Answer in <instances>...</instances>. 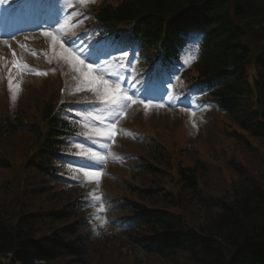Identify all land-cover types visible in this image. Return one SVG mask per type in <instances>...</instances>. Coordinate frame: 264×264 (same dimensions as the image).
Instances as JSON below:
<instances>
[{"label": "trees", "instance_id": "1", "mask_svg": "<svg viewBox=\"0 0 264 264\" xmlns=\"http://www.w3.org/2000/svg\"><path fill=\"white\" fill-rule=\"evenodd\" d=\"M206 7L210 11H205ZM217 13L240 16L233 29L238 32L233 34L229 28L220 27L216 23ZM263 14L264 0H120L118 5L99 6L92 21L102 33L119 30L128 33L144 51L155 50L151 58L142 62L152 72L155 62L160 69L177 62L186 46L174 38V23L180 30L189 25L202 26L204 38L200 53L194 72L188 71L187 76L208 91L218 111L229 117L236 128L246 130V134L263 143L264 116L255 112L252 99L254 96L259 105H264V24L255 22V19L264 22L259 17ZM185 17L183 25H178L176 21ZM236 37L250 38L251 44L233 43ZM251 64L255 74L249 77ZM222 68L230 70L231 74ZM241 82L255 85V94L251 88L246 93ZM42 121L46 124L43 132L34 125L17 128L26 135H34L39 147L47 137L57 139L60 150L67 134L74 136L71 125L50 102L42 111ZM8 129L20 132L13 127ZM57 157L58 154L48 157L38 151L26 169L32 163L41 174L53 176L47 168ZM148 163L133 168L143 170L145 176L167 179L170 189L176 184L182 189L178 195H169L164 184L136 188L140 201L118 200L112 211L118 213L121 218L118 220L127 226L124 234L129 242L140 251L167 261L183 255L188 264L236 263L237 258H229L226 250L236 245L239 227L253 224L258 217L263 216L264 220V182L246 174L241 183L235 184L230 200H214L203 197L200 192V180L207 171L204 165L178 166L176 171H170L154 161ZM187 204H193L205 214L202 219L205 222L197 228L187 226L184 216L173 211L186 208ZM65 205L52 210L43 207L37 213L26 210L25 204L18 215L12 212L13 218L0 207V256L11 254V264H57L64 260L68 264H88L91 233L87 220H77L78 224L71 225L70 221L78 218L79 203L71 200ZM0 264H5L1 258Z\"/></svg>", "mask_w": 264, "mask_h": 264}, {"label": "rangeland", "instance_id": "2", "mask_svg": "<svg viewBox=\"0 0 264 264\" xmlns=\"http://www.w3.org/2000/svg\"><path fill=\"white\" fill-rule=\"evenodd\" d=\"M96 1L88 0L86 6L90 7ZM105 1L110 3L118 0ZM39 3H43V1H39ZM66 5V2H61V12H64ZM80 5L84 6L85 4ZM80 5L78 4L79 9ZM68 13L70 18L66 22L67 25L78 16L79 12L74 10ZM81 25L80 22L72 27L71 32L66 34L64 39L61 38L60 33L49 31L28 34L38 31L34 30L22 32L20 36L15 35L10 41L1 42L2 45L0 46L8 48L10 55L7 53L8 59L6 61L5 55L0 52V150L2 152H0V161L4 159L8 163L7 168L0 166V207L2 210L6 209L12 218V212L20 213L25 204H27L26 210L31 209L38 213L43 207L49 210L58 209L65 204L67 206L68 201L76 200L74 195L64 190L61 184H52L50 181L44 180V177L32 163L31 167L26 169L28 159L36 153L37 149H40L34 135L5 134L1 127L6 119H15V113L21 122L30 124L29 121H36L38 123L45 107V101L55 98L61 87L59 77L62 74V79L67 81L65 85L73 95L86 91L96 94L105 91L102 84L91 83L90 81L93 78L96 81H105L103 72L107 70L116 73V71H112L114 69L113 62L110 61L112 54L110 58L107 57L109 54L107 50L105 55H101L103 58L99 60L100 64H98L99 62H96L98 56L94 52L98 50L100 44H96L93 39L88 41L85 35L81 34L83 32ZM66 31L68 33L69 28ZM45 32L51 35H45ZM14 38L17 39L14 40L15 44H12ZM98 41L102 45L103 41L101 39ZM69 44L73 47L70 48ZM61 45L64 47L61 48ZM85 50L91 51L84 55ZM68 52H71L72 56L77 59L70 61ZM145 53L153 54L152 51ZM193 54L192 51L185 58V63L189 68ZM86 56L93 59L94 62L87 60ZM78 61H83V63ZM133 62L129 63V71H131L130 67ZM87 63L93 65L91 69L87 67ZM56 65L63 71L62 74L59 72V77ZM77 70L80 72H78L79 76L73 75L72 71ZM248 72L252 76L255 74L253 64L249 67ZM10 75L12 77L11 88H9ZM68 81L72 83H68ZM107 81L112 91L119 89V95L132 97L131 101L122 100L123 103H118L120 105L118 109L123 112V115L119 117L116 123L119 133L114 141L115 153L107 159L114 161L118 159V154L131 153L138 157L142 163L149 164L148 162L154 161L170 171H176L178 166L186 168L197 164L204 165L207 171L206 175L201 177L200 192L203 197L214 200H230L235 184L242 182V177L246 174L255 177H258V174L264 175V142L253 141L242 131L239 132L229 117H224L213 110L205 111L204 107L201 110H190V113H181L179 112L181 110H177L173 102L164 103V98L160 100L163 102L162 105L158 104L155 107L148 105V108H145L144 101L136 100L134 90L131 89V81L127 86H123L122 81L116 82L115 78ZM14 96L15 98H13ZM142 110L144 113H139ZM145 114H147L146 117ZM114 116L107 122L111 123ZM108 129L110 130V127ZM129 129L144 133L149 137V140L155 139L168 149L169 155L148 152L146 146L148 140L135 143L141 141L135 139L136 136ZM88 130L98 133L101 128L89 127ZM97 137L101 136L98 135ZM125 138L130 139V141L134 139L135 142L126 143ZM106 140L107 138L99 139L93 146L98 152L97 154L102 152V144ZM78 151V155L85 158L93 155L91 149L87 151L81 146L78 147ZM133 163L138 164L136 160ZM108 167H112V162H108L105 171L96 178L110 192L109 194L101 191L96 182L84 185L87 195H91L93 198L98 194L96 198L98 202L102 197L113 201L115 206L118 205L115 198L140 201L136 193L126 188L128 185L126 183L134 184L140 189H148L160 184L166 185L168 189L171 186L169 182L167 184V179L163 180L144 174H140L130 181L128 171L125 172L124 168L120 167L121 169L118 171H122L124 175L121 176L120 182L126 184L121 186L117 179L115 182L110 179L111 169L110 172H106ZM105 177L110 180L104 181ZM257 179L262 180L259 177ZM175 188L179 191L177 184ZM40 193L44 195L38 196ZM78 203L81 208L83 205L81 199ZM192 205L187 204L186 208L173 211L184 216L187 226L197 228L202 222H205L202 220L205 214L200 208H195ZM99 209L101 211L102 208ZM90 213L94 221L95 227L93 228H96L97 235L101 231L103 234L114 233V236L96 240L89 245L88 264H188V260L183 255H177L167 261L156 255L142 256L136 250L132 253L128 248L131 245L126 238L122 237V232L108 225L109 218H101L100 213L95 208ZM82 218L85 219L83 216ZM77 220L80 219L76 218L74 221H70L71 225L78 224ZM58 225L61 226L62 224L58 223ZM0 258L5 264L12 263L11 254L0 256ZM56 263L68 264V261Z\"/></svg>", "mask_w": 264, "mask_h": 264}, {"label": "bare ground", "instance_id": "3", "mask_svg": "<svg viewBox=\"0 0 264 264\" xmlns=\"http://www.w3.org/2000/svg\"><path fill=\"white\" fill-rule=\"evenodd\" d=\"M205 11H210L209 7H206ZM260 13H261V11H260ZM215 17H216V23L220 27L229 28V30L231 31L230 33H233V34H236L238 32L237 30L233 31V29H235L234 27H236V25L239 23L240 16H231V15H227L225 13H217V14H215ZM259 17L261 20H264V16H259ZM255 22L257 24H261V25L264 24V22H262L260 20H256V19H255ZM187 37L191 41H194V40H196L197 35H193V36L188 35ZM232 42L236 43V44L239 43L241 45L243 44L244 46H246L248 42H250V44H251V39L247 38L244 40V39H241L240 37H236ZM1 53L3 55H5V58L7 61V59H8L7 53H9V55H10L8 48L2 49ZM239 58H241V57L239 56ZM222 69L224 72H226V73L228 72V74H231L230 70H226V68H222ZM223 82H222V84H223ZM240 86L243 87L242 89L246 93H249L250 88L253 90L254 94L256 92L255 91V85H252L251 83L241 82ZM225 87H227V86H225ZM244 91H243V93H244ZM252 99L254 100L255 105H256L255 106V112L261 117L264 116V105H259L260 103L256 102V98L254 96H252ZM239 132H240V130H239ZM243 132L249 139H251L253 141L257 140V139H254L253 137H250L248 135L250 133L247 132V134H246V130ZM40 146H41L40 151L42 153H44V155H48V157L49 156H55L60 151L59 147L57 146V139L52 138V137H49V140L47 137V139L44 142H42L40 144ZM258 177H259V179L262 178V181L264 182V175L258 174ZM258 177H256V178H258ZM258 181H260V180H258ZM136 188H138V187H136ZM136 188L133 189V191H132L133 193H135ZM177 188L174 187L172 189H167L166 193L169 195H178L180 193L182 187L179 186V191H177ZM105 192L108 194L110 193L106 189H105ZM16 214L18 215V213H16ZM262 218H263V216L258 217L257 219H255L253 224L249 223V224L244 225V227L243 226L241 228L239 227V229L241 231L238 234V238L235 240L236 245L233 247H230L229 249L226 250V253L229 256V258H231L232 260H235L237 258V262L234 264H264V220ZM248 229H250V230H248ZM148 256H151V255H148Z\"/></svg>", "mask_w": 264, "mask_h": 264}, {"label": "snow or ice", "instance_id": "4", "mask_svg": "<svg viewBox=\"0 0 264 264\" xmlns=\"http://www.w3.org/2000/svg\"><path fill=\"white\" fill-rule=\"evenodd\" d=\"M44 34L45 35H50V33H48V32H45ZM53 40L55 41V38L54 37H53ZM63 47H64V45H61V48H63ZM69 47L71 48L73 46L71 44H69ZM68 58H69L70 61L77 59L76 57H73L72 56L71 52H68ZM78 62L79 63H83V61H78ZM92 66L93 65H91V64H88L87 65V67L89 69H91ZM11 81H12V77L10 75L9 76V88L12 87V82ZM90 82L91 83H100V84H102L104 86L105 91L103 93H98V94L101 95L102 101L104 103H106V104L117 105L120 100H129V101L132 100V97L131 96H128V95L121 96V95H119L118 94L119 93V89H116L115 91H112L109 88V85H108V81L107 80H105V81H96L93 78ZM13 98H15V96ZM145 106H147V105H145ZM121 107H123V106H121ZM121 115H123V112L120 111L119 109H117L116 114H115V116H114V118L111 121V124L109 126L110 127V130L105 133L109 137V139H111L112 136L115 134V131H116L115 125L118 122L119 117ZM93 156H97V160L99 161V163L98 162H92V164H97L98 167H102L103 166V164H102L103 157L102 156H98V154H96V153H93ZM89 161L90 160H87V159L84 160L83 163H82V165H81V167H83V168H93L91 166V164L87 163Z\"/></svg>", "mask_w": 264, "mask_h": 264}]
</instances>
